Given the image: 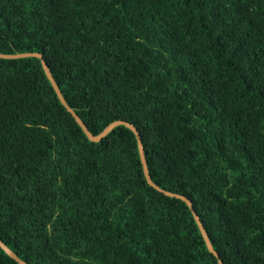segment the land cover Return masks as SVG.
<instances>
[{"label": "trees", "instance_id": "obj_1", "mask_svg": "<svg viewBox=\"0 0 264 264\" xmlns=\"http://www.w3.org/2000/svg\"><path fill=\"white\" fill-rule=\"evenodd\" d=\"M0 239L31 264H264V0H0ZM93 134L88 138L58 97ZM0 264H20L0 246Z\"/></svg>", "mask_w": 264, "mask_h": 264}, {"label": "water", "instance_id": "obj_2", "mask_svg": "<svg viewBox=\"0 0 264 264\" xmlns=\"http://www.w3.org/2000/svg\"><path fill=\"white\" fill-rule=\"evenodd\" d=\"M26 56H38V57H42V54L39 52H21V53H15V54H8V53H0V57H4V58H13V57H26ZM45 72L48 76V78L50 79L58 97L60 98L61 102L66 106V108L73 114V116L75 117V119L77 120V122L79 123V125L82 127V129L84 130V132L86 133V135L88 136V138L92 141H99L102 139L103 136H105L112 128H114L115 126L119 125V124H124L126 126H128L129 128H131L137 138H138V145H139V151H140V156H141V160L143 163V168H144V173L146 176L147 181L154 186L155 188L162 190L163 192H165L168 195H172V196H176V197H180L183 200H185L187 202V204L189 205V207L193 210V203L192 200L188 199L185 195H181L178 193H173L170 192L168 190H164L162 189L160 186H158L156 183L153 182L149 170H148V166H147V162H146V157L144 154V148H143V144H142V140L139 136V131L137 130V128L135 127L134 124L127 122L125 120H116L113 121L112 123H110L101 133L99 134H93L88 127L86 126V124L84 123V121L81 119V117L74 111V109L72 107H70L68 105V103L66 102L58 84L56 83L53 75L51 74V71L48 67V65L46 64V62L44 60H42ZM193 215L195 220L197 221V224L201 230V233L205 239L206 245L208 247V249L213 252L219 259V263L220 264H224V262L219 258V254L216 252V250L214 249L210 238L208 236V233L206 231V229L204 228L201 219L199 217V215L196 213V211L193 210ZM0 246L11 256L13 257L15 260H17L20 264H31V263H27L26 261H24L23 259H21L12 249H10L1 239H0Z\"/></svg>", "mask_w": 264, "mask_h": 264}]
</instances>
